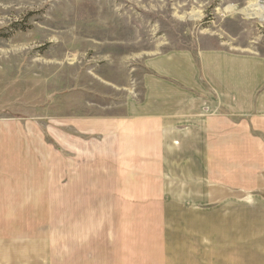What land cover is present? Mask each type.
<instances>
[{
	"label": "rangeland",
	"instance_id": "obj_1",
	"mask_svg": "<svg viewBox=\"0 0 264 264\" xmlns=\"http://www.w3.org/2000/svg\"><path fill=\"white\" fill-rule=\"evenodd\" d=\"M256 2L264 0H0V189L58 186L56 205L47 206L56 231L65 218L69 231L91 222L78 249L95 241L100 254L110 245L129 264H160L165 164L153 135L122 122L127 103L141 95L156 57L188 53L199 64L202 53L223 50L264 60ZM113 118L114 152L106 145ZM66 134L79 139L76 148L62 141ZM242 168L243 183L222 180L244 188L248 242L255 211L264 232V151L244 153ZM35 205L0 204L7 264L43 255L32 249L51 219ZM19 238L28 242L23 253L12 244Z\"/></svg>",
	"mask_w": 264,
	"mask_h": 264
},
{
	"label": "crops",
	"instance_id": "obj_2",
	"mask_svg": "<svg viewBox=\"0 0 264 264\" xmlns=\"http://www.w3.org/2000/svg\"><path fill=\"white\" fill-rule=\"evenodd\" d=\"M198 60L199 64L188 53L151 59L143 91L128 101L127 117L122 120L155 137L158 157L165 164L160 202L166 234L160 264H264L258 212L251 214L254 227L245 229L251 235L247 242L243 238L244 188L222 180L234 175L243 183V154L264 151L258 148L264 144V60L223 50L204 52ZM113 131L114 118L106 128V145L112 152ZM68 136L62 141L76 148L78 138L71 137L76 139L73 143ZM181 163L184 168L179 167ZM54 188L50 184L27 189L6 186L0 189V204L35 207L40 200L45 221L47 206L56 205ZM252 208L257 210V202ZM49 218L32 249L43 255L39 262L30 258L26 264H129L118 247L108 245L100 254L97 243L86 240L85 247L77 248L80 236L83 242L84 235H89L82 227L90 229V220L75 223L69 231L67 227L73 224L65 218L56 231L53 215ZM26 243L21 238L12 242L20 253ZM7 261L10 258L0 255V264Z\"/></svg>",
	"mask_w": 264,
	"mask_h": 264
},
{
	"label": "bare ground",
	"instance_id": "obj_3",
	"mask_svg": "<svg viewBox=\"0 0 264 264\" xmlns=\"http://www.w3.org/2000/svg\"><path fill=\"white\" fill-rule=\"evenodd\" d=\"M255 11L258 16H263L264 14V3L256 2L255 3Z\"/></svg>",
	"mask_w": 264,
	"mask_h": 264
}]
</instances>
